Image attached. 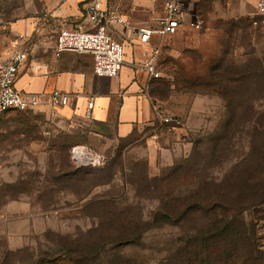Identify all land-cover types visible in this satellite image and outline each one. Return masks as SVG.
<instances>
[{"label":"rangeland","instance_id":"obj_1","mask_svg":"<svg viewBox=\"0 0 264 264\" xmlns=\"http://www.w3.org/2000/svg\"><path fill=\"white\" fill-rule=\"evenodd\" d=\"M198 1L188 0L189 22H203L186 25L190 50L177 59L184 72L152 92L178 124L155 117L95 168L72 162L83 136L59 109L0 114V264L54 254L66 241L91 245L100 235L87 232L101 221H142L146 231L138 242L95 245L89 264H264V203L220 224L197 204L232 187L251 200L254 188L241 181L264 177V127L246 121L252 113L264 121V82L209 80L219 63L243 70L263 58L264 29L225 27L227 2ZM58 2L0 0V66L18 32L28 31L30 58L54 42L62 25L50 14L46 32L37 23L42 7Z\"/></svg>","mask_w":264,"mask_h":264},{"label":"crops","instance_id":"obj_2","mask_svg":"<svg viewBox=\"0 0 264 264\" xmlns=\"http://www.w3.org/2000/svg\"><path fill=\"white\" fill-rule=\"evenodd\" d=\"M165 1H104L107 8L121 14L128 23L127 26L117 24L110 26L111 35L125 47V62L118 76H97L94 72V58L90 53L63 52L57 56L56 35L49 47L37 49L32 58L29 56L17 81V87L31 93L44 94L59 89L69 94L71 97L69 105L57 109L68 120L77 124L83 136L82 144L102 153L110 152L121 140L136 135L155 119L156 103L152 92L161 79L172 83L177 75L184 72L177 59L180 57L182 59L184 53L187 54L185 51L190 50L185 42L186 34L191 31L189 27H181L176 34L165 37L155 34L148 43H142L138 34L133 33V29L156 26L158 19L164 15ZM256 1L199 0L198 3L204 7L207 2H227L228 19L224 26L235 23L241 27L255 11ZM86 2L87 0H60L48 10L49 12L42 7L41 17L37 23L38 30L40 33L48 30L45 22L48 14L62 27L86 22L84 8ZM26 25L28 26V23ZM23 26L20 25L19 28L22 29ZM27 32L25 30L18 33L29 35ZM179 40L180 44L177 43ZM178 50V57H175ZM153 57L160 72L157 78L146 68ZM178 68L181 73L177 72ZM196 75L194 79L187 80L197 79L201 71ZM91 101L92 110L89 109ZM50 107L52 106L46 103L40 109L47 111Z\"/></svg>","mask_w":264,"mask_h":264},{"label":"built area","instance_id":"obj_3","mask_svg":"<svg viewBox=\"0 0 264 264\" xmlns=\"http://www.w3.org/2000/svg\"><path fill=\"white\" fill-rule=\"evenodd\" d=\"M104 1L87 0L84 7L86 22H77L59 30L56 36L55 54L59 56L63 52L90 53L94 58V72L97 76L116 77L125 62V47L111 35L110 26L113 24L127 26L128 23L121 14L107 8ZM188 4V0H166L164 15L158 19L156 26L133 29V33L138 34L142 43H148L155 34L162 37L173 35L189 23L195 28H201L200 19L189 22ZM248 20L252 28L264 29V0L256 1L255 11L248 16ZM30 48L29 35L18 33L12 41L5 62L0 66V113L11 110L23 112L37 110L46 103L61 108L69 105L71 101L70 95L59 89L39 94L26 92L17 87L21 71L29 60ZM146 68L155 78L159 77L160 72L157 70L155 57ZM92 108L91 101L89 109ZM155 115L165 124L174 125L176 122L157 106H155ZM71 159L77 166L100 167L107 163L108 156L87 145L79 144L72 147Z\"/></svg>","mask_w":264,"mask_h":264},{"label":"trees","instance_id":"obj_4","mask_svg":"<svg viewBox=\"0 0 264 264\" xmlns=\"http://www.w3.org/2000/svg\"><path fill=\"white\" fill-rule=\"evenodd\" d=\"M246 24L251 26L249 20ZM232 27L237 28L238 26L234 23L232 24ZM212 73L214 75L209 77L210 81L213 78L215 79L216 75L223 74L228 77L222 79V81L226 80L228 83L236 85L240 84L241 86L246 83L249 84L250 81H254V79H260L264 82V57L261 59H254L247 64L243 70H239L237 67H224V65L219 63L216 65L215 70L213 68L211 74ZM161 81L164 80L161 79ZM36 111L37 110H30L26 112L32 113ZM9 112L24 113L23 111L11 110L0 114ZM246 121H248L255 129L264 127V121L259 117L258 113H252ZM228 125L229 123H227L226 127ZM235 184L236 186H239L238 184L240 183L236 182ZM241 184V186H252L254 188L251 200L244 199L245 195L242 191H240L241 188H224L215 190L212 194H210L208 199H206V201L208 200L206 205L204 203L205 201L203 202L201 200V203L198 201V207L200 206L201 209L203 208L204 212L212 214L210 221H220V224L225 223V221H229L230 213L238 211L239 208L241 211H246L250 208V206H257L264 203V177L256 178L253 174H251L243 179ZM215 224L216 222L214 225ZM145 231L146 229L143 227L142 221H101L99 225L87 232L89 235H100V238L91 240V245H75L78 242L66 241L65 244L60 243V249L54 254H38L36 257H30L29 262L20 259L19 264H89V262H87L89 260L87 255L94 254L93 251L95 250V245L112 242L125 244L138 242ZM17 253L18 252L7 253L6 256L8 257V254Z\"/></svg>","mask_w":264,"mask_h":264}]
</instances>
